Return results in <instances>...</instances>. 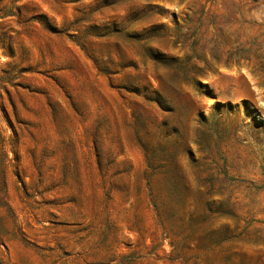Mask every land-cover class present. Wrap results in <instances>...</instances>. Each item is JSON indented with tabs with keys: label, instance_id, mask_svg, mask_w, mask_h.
<instances>
[{
	"label": "rangeland",
	"instance_id": "1",
	"mask_svg": "<svg viewBox=\"0 0 264 264\" xmlns=\"http://www.w3.org/2000/svg\"><path fill=\"white\" fill-rule=\"evenodd\" d=\"M0 264H264V0H0Z\"/></svg>",
	"mask_w": 264,
	"mask_h": 264
}]
</instances>
